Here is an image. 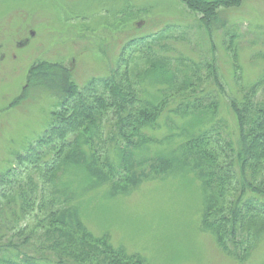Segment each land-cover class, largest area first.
<instances>
[{"label":"trees","instance_id":"16d2710c","mask_svg":"<svg viewBox=\"0 0 264 264\" xmlns=\"http://www.w3.org/2000/svg\"><path fill=\"white\" fill-rule=\"evenodd\" d=\"M180 2L211 27L220 9L239 7L244 0ZM223 26L210 36L220 30L225 38ZM231 39L225 50L231 55L237 87L241 68ZM256 56L263 57L255 54L257 62ZM152 57L134 76L120 72L121 65L82 88L60 62L40 61L29 67L13 106L27 102L30 90L46 92L55 103L50 126L36 143L40 151L30 148L16 155L13 164L18 169L0 176L5 185L0 191V264H146L139 255L114 248L106 234L92 236L76 200L104 186V196L113 198L149 176L198 181L204 231L237 261L253 249L254 237L264 229V68L255 64L259 73L222 103L225 86L213 55L200 62L177 59L178 68L173 69L172 60ZM220 110L230 111L234 129L222 116L216 120ZM220 127L227 130L224 138ZM162 129L166 133L161 138L152 134ZM147 130L152 135H144ZM106 146L116 160H110ZM100 149L107 154L99 155ZM25 163L32 170L24 168V180L20 171Z\"/></svg>","mask_w":264,"mask_h":264},{"label":"rangeland","instance_id":"374dc122","mask_svg":"<svg viewBox=\"0 0 264 264\" xmlns=\"http://www.w3.org/2000/svg\"><path fill=\"white\" fill-rule=\"evenodd\" d=\"M219 13L217 24L209 27L180 0H0V176L18 169L13 164L16 155L27 154L30 148L40 151L36 143L50 126L55 101L46 92L30 90L27 102L13 106L34 62H60L82 88L121 65L120 72L134 76L147 68L145 60H153L152 56L172 60L173 69L178 68L177 59L200 62L213 55L225 86L222 103L227 102L259 73L255 64L264 68V0H244ZM221 26L225 38L220 30L210 36ZM229 38L241 68L238 88L231 55L225 50ZM257 53L263 56H256L258 62ZM260 72L264 74V69ZM217 115L216 120L222 116L234 129L230 111ZM222 127L218 133L224 138L227 130ZM165 133L162 129L152 134L161 138ZM106 148L110 160H116ZM106 154L100 149L99 155ZM28 165L21 169V179L28 176L24 168L32 170ZM147 170L145 174L150 173ZM4 187L0 183V191ZM107 188L90 191L76 202L87 231L94 237L106 234L107 242L127 255H139L146 264H264V229L254 237L253 249L243 261L226 255L204 231L201 184L190 177L149 176L113 198L104 196Z\"/></svg>","mask_w":264,"mask_h":264}]
</instances>
